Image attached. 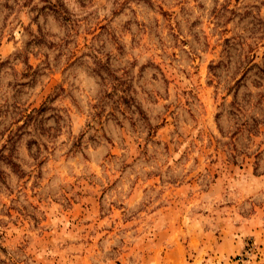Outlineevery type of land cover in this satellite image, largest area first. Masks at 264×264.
<instances>
[{"label":"rangeland","instance_id":"rangeland-1","mask_svg":"<svg viewBox=\"0 0 264 264\" xmlns=\"http://www.w3.org/2000/svg\"><path fill=\"white\" fill-rule=\"evenodd\" d=\"M0 264H264V0H0Z\"/></svg>","mask_w":264,"mask_h":264}]
</instances>
